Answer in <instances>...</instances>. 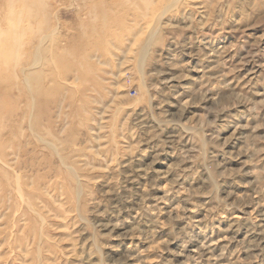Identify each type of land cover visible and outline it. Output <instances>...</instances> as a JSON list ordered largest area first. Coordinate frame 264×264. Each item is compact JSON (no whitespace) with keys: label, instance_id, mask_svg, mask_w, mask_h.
Wrapping results in <instances>:
<instances>
[{"label":"rangeland","instance_id":"obj_1","mask_svg":"<svg viewBox=\"0 0 264 264\" xmlns=\"http://www.w3.org/2000/svg\"><path fill=\"white\" fill-rule=\"evenodd\" d=\"M0 264H264V0H0Z\"/></svg>","mask_w":264,"mask_h":264}]
</instances>
